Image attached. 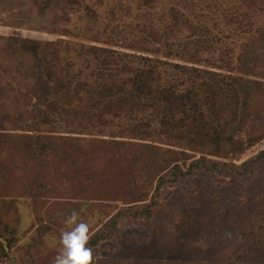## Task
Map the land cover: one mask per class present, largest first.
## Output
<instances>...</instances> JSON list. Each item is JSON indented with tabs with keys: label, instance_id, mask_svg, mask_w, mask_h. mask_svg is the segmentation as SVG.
Listing matches in <instances>:
<instances>
[{
	"label": "rangeland",
	"instance_id": "374dc122",
	"mask_svg": "<svg viewBox=\"0 0 264 264\" xmlns=\"http://www.w3.org/2000/svg\"><path fill=\"white\" fill-rule=\"evenodd\" d=\"M151 63L223 90L216 135L98 95ZM262 151L264 0H0V264H52L74 210L94 264H264Z\"/></svg>",
	"mask_w": 264,
	"mask_h": 264
},
{
	"label": "trees",
	"instance_id": "16d2710c",
	"mask_svg": "<svg viewBox=\"0 0 264 264\" xmlns=\"http://www.w3.org/2000/svg\"><path fill=\"white\" fill-rule=\"evenodd\" d=\"M155 0H145V2L148 5H153ZM176 20H179L178 15H175ZM186 44H183V50L179 47L176 48L173 52L176 55H179L182 57V55L190 54L188 50L186 49ZM173 50L172 46H169ZM194 56V55H192ZM263 59L262 56L259 57V61ZM144 60L147 62H150L151 60L147 57L144 58ZM179 69L183 70L184 73L186 70H189L188 68L184 66H178ZM158 65H144L141 68L134 69L133 75L128 78V86L132 89L129 91L128 89H120V91H117L116 94H113V89L112 88H101L99 92V96L104 99L105 96L103 95H112V97L117 96L120 101L128 102L130 100H138L137 102L144 101L146 104L153 102L155 103V107H160L164 110H168L172 113L174 108L180 109L183 111V117L180 120H175V118H171L169 116L164 115L165 118L168 119L169 122L172 123L174 122L175 125L178 128H188L193 126L194 129L200 130V131H205L206 127L209 130H214V134H217L216 131V125L214 123H211L208 118H205V114L209 113L210 109L204 110L203 108H207L208 106L212 105L215 102H220L223 103L224 99L223 95L225 94L222 89L217 90V85L206 83L205 85V90L202 92L203 95H206L208 97L209 102L206 101L207 98L202 99L203 97L198 94V92H191V91H186V92H178L177 87L170 82H167V84H160L158 77H156V74L158 73ZM192 71H194L196 74L201 73L199 69L197 68H191ZM183 73V74H184ZM186 74V73H185ZM217 83V82H214ZM215 88V90H214ZM118 89V88H117ZM110 91L111 93H105V92ZM117 99V100H118ZM221 99V100H220ZM108 106V104H107ZM177 106V107H176ZM176 109V110H177ZM174 113V111H173ZM223 113L222 110H218L216 116H219ZM165 125H167L166 122H163ZM206 132V131H205ZM207 136V135H205ZM235 143V142H234ZM264 161V151L260 152L258 156L252 160L251 162L253 163L254 161ZM245 165V164H244ZM243 165V166H244ZM194 168H200L204 169L206 171H220L223 168V164L220 165L217 162H206L205 160H198L192 163L191 165ZM225 166V165H224ZM190 172V171H189ZM93 240V239H92ZM89 240V243L92 241ZM92 243V242H91Z\"/></svg>",
	"mask_w": 264,
	"mask_h": 264
},
{
	"label": "clouds",
	"instance_id": "9594fccd",
	"mask_svg": "<svg viewBox=\"0 0 264 264\" xmlns=\"http://www.w3.org/2000/svg\"><path fill=\"white\" fill-rule=\"evenodd\" d=\"M64 224L66 228L60 233L58 252L52 264H94L89 224L75 210L65 218Z\"/></svg>",
	"mask_w": 264,
	"mask_h": 264
}]
</instances>
